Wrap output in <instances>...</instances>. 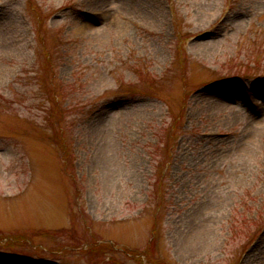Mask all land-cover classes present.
Listing matches in <instances>:
<instances>
[{"label": "rangeland", "instance_id": "374dc122", "mask_svg": "<svg viewBox=\"0 0 264 264\" xmlns=\"http://www.w3.org/2000/svg\"><path fill=\"white\" fill-rule=\"evenodd\" d=\"M263 122L264 0H0V264H264Z\"/></svg>", "mask_w": 264, "mask_h": 264}, {"label": "bare ground", "instance_id": "6f19581e", "mask_svg": "<svg viewBox=\"0 0 264 264\" xmlns=\"http://www.w3.org/2000/svg\"><path fill=\"white\" fill-rule=\"evenodd\" d=\"M200 47H201V50L199 49ZM211 47H212V44L210 42L199 43V44L194 45V48L195 49L196 48L199 49L202 53H205L204 51L206 49L211 48ZM214 104L217 105V106H227L223 101H216ZM256 127L264 128V122L262 124H256ZM107 143H108V141H107ZM106 154H107V150H106ZM203 229H204V227L200 225V227L198 228V231L196 232L198 234L193 236V238L194 239H201L204 236Z\"/></svg>", "mask_w": 264, "mask_h": 264}, {"label": "trees", "instance_id": "16d2710c", "mask_svg": "<svg viewBox=\"0 0 264 264\" xmlns=\"http://www.w3.org/2000/svg\"><path fill=\"white\" fill-rule=\"evenodd\" d=\"M99 249H100L99 245L94 246V247L92 248L93 251H97V250H99Z\"/></svg>", "mask_w": 264, "mask_h": 264}]
</instances>
